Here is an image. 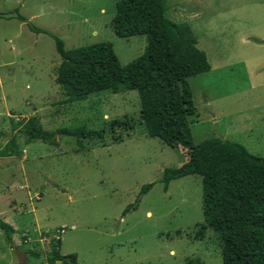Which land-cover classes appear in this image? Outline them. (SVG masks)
<instances>
[{"label":"rangeland","instance_id":"374dc122","mask_svg":"<svg viewBox=\"0 0 264 264\" xmlns=\"http://www.w3.org/2000/svg\"><path fill=\"white\" fill-rule=\"evenodd\" d=\"M121 1L0 0V15L28 20L0 18V219L14 224L13 244L20 245L14 250L0 229V264H24L18 253L30 256L32 243L42 256H30L27 264H48L51 247L38 243L39 236L58 229L64 230L62 255H76L77 264H187L197 258L224 264L218 234L208 229L197 236L205 224L202 177L190 175L164 189V170L180 168L188 152L147 135L139 93L103 91L64 103L67 95L57 84L62 60L51 34L68 50L110 42L122 65L144 54L146 36L122 39L114 31ZM166 7L168 19L190 26L212 67L189 79L197 108L194 143L219 136L264 157V0H166ZM34 117L47 132L87 128L103 136L82 138L83 149L64 133L51 143L30 141L19 130ZM113 120L134 128L112 134ZM14 136L19 155L4 154ZM150 183L152 190L141 196ZM131 205L137 209L124 215Z\"/></svg>","mask_w":264,"mask_h":264},{"label":"trees","instance_id":"16d2710c","mask_svg":"<svg viewBox=\"0 0 264 264\" xmlns=\"http://www.w3.org/2000/svg\"><path fill=\"white\" fill-rule=\"evenodd\" d=\"M166 11V0H123L117 4L113 18L116 35L122 39L146 36L148 40L144 54L128 65L121 64L110 42L68 50L61 38L51 34L62 60L57 84L67 95L64 103L86 101L103 91L113 94L137 91L141 101L140 121L147 135L171 148H183L188 152L184 165L164 170L161 182L165 191L172 181L190 175L203 179L205 224L197 236L204 238L208 229L218 234L224 264H264V157L219 136L194 143L191 121L197 115V108L189 79L210 72L212 67L207 54L198 48L190 26L171 21ZM0 18L28 22L19 13L1 14ZM29 27L34 32L47 33L32 23ZM125 128L133 129L134 125L122 120L109 123L112 134ZM19 132L30 141L44 143H51L56 133H64L77 137L79 145L84 137L103 136V131L87 128L47 132L36 117L27 121ZM112 137L123 139L122 136ZM16 140L14 136L9 141L10 145L3 149L4 154L19 155ZM14 177L15 174L12 179ZM154 185H144L140 195L147 194ZM133 209H137V205L127 207L124 215ZM0 229L7 233L9 241H13L15 230L12 226L0 219ZM58 231L62 235L64 230ZM29 238L28 235L23 237L24 245L30 244ZM61 243V239L51 243L48 264H77L76 255H62ZM10 245L17 250L13 242ZM35 247L37 244L32 243L27 253L39 259L42 254ZM187 264H203V261L189 259Z\"/></svg>","mask_w":264,"mask_h":264},{"label":"clouds","instance_id":"9594fccd","mask_svg":"<svg viewBox=\"0 0 264 264\" xmlns=\"http://www.w3.org/2000/svg\"><path fill=\"white\" fill-rule=\"evenodd\" d=\"M42 235H44V237L42 236V238L40 239V236H39V240H38V243H39V241L41 242V243H43V244H47L48 245V247H51V243L53 242V241H58L59 239H61V235H60V233H59V231L57 230V232H56V234L55 235H52L51 233H43ZM59 236L60 238L58 239V240H56V236ZM39 247H40V244L38 245ZM18 255H19V257H21V255H22V253L20 254V253H18ZM27 258V260H28V258L29 257H26ZM22 259V258H21Z\"/></svg>","mask_w":264,"mask_h":264},{"label":"crops","instance_id":"0c3cea01","mask_svg":"<svg viewBox=\"0 0 264 264\" xmlns=\"http://www.w3.org/2000/svg\"><path fill=\"white\" fill-rule=\"evenodd\" d=\"M25 158V157H24ZM9 224V223H8ZM13 224V223H12ZM10 225V224H9ZM10 226H12L13 227V229L15 230V233L17 232V228L14 226V224L13 225H10ZM27 242H28V240H27ZM13 243H14V239H13ZM17 246H20V245H16V243H15V247L17 248ZM20 254H21V252H19Z\"/></svg>","mask_w":264,"mask_h":264},{"label":"water","instance_id":"95a60500","mask_svg":"<svg viewBox=\"0 0 264 264\" xmlns=\"http://www.w3.org/2000/svg\"><path fill=\"white\" fill-rule=\"evenodd\" d=\"M21 256H22V258H23V263H24V264H27V258L25 257V255H21ZM67 260L70 261L69 258H67Z\"/></svg>","mask_w":264,"mask_h":264},{"label":"built area","instance_id":"2783aa9c","mask_svg":"<svg viewBox=\"0 0 264 264\" xmlns=\"http://www.w3.org/2000/svg\"><path fill=\"white\" fill-rule=\"evenodd\" d=\"M60 232V231H59ZM64 231H61V233L63 234ZM56 240H58L60 237L57 235L56 237Z\"/></svg>","mask_w":264,"mask_h":264}]
</instances>
